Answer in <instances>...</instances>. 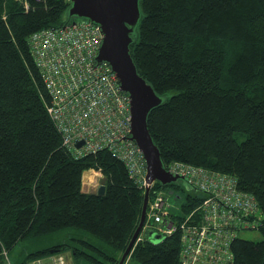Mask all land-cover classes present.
<instances>
[{"label":"trees","instance_id":"trees-1","mask_svg":"<svg viewBox=\"0 0 264 264\" xmlns=\"http://www.w3.org/2000/svg\"><path fill=\"white\" fill-rule=\"evenodd\" d=\"M69 5L0 0V264L6 255L31 264L60 253L74 264H119L141 221L145 188L123 160L109 149L75 156L48 112L29 38L69 23ZM140 6L131 54L139 74L167 95L148 119L161 158L238 178L261 207L263 238L236 239L234 264H264V0H141ZM90 168L106 176L104 194L83 190ZM158 188L181 189L184 214L202 199L180 183L159 182L151 197ZM142 232L125 264H180V231L158 241ZM46 235L57 239L21 248Z\"/></svg>","mask_w":264,"mask_h":264},{"label":"built area","instance_id":"built-area-1","mask_svg":"<svg viewBox=\"0 0 264 264\" xmlns=\"http://www.w3.org/2000/svg\"><path fill=\"white\" fill-rule=\"evenodd\" d=\"M103 39L100 24L77 18L38 30L29 42L50 97L48 112L62 133L63 145L77 157L109 149L123 160L136 184L145 188L144 154L131 138L130 96L111 66L96 61ZM166 169L186 178L202 199L191 212L175 214L170 194L163 188L155 190L148 201L145 227L164 234L181 232L180 264H234L239 233L261 225L255 196L242 190L238 178L229 173L183 161H172ZM93 171L103 176L102 171ZM99 185L100 181L95 187ZM48 259L50 264H72L64 253ZM36 263L45 264L43 259Z\"/></svg>","mask_w":264,"mask_h":264},{"label":"water","instance_id":"water-1","mask_svg":"<svg viewBox=\"0 0 264 264\" xmlns=\"http://www.w3.org/2000/svg\"><path fill=\"white\" fill-rule=\"evenodd\" d=\"M141 0H69L68 22L76 18H86L100 24L104 31L97 63L106 62L117 73L121 89L129 94L131 100L132 131L131 138L144 154L147 167V185L140 224L124 252L120 263L125 264L134 245L140 239L145 220L150 191L154 182L164 186L183 180L187 189L197 188L183 176L170 173L161 158V152L150 133L148 119L151 111L162 104L167 95L159 94L138 72L131 54V45L138 37V25L142 18ZM83 141L77 143L80 147ZM106 176L100 179L99 194L106 192ZM95 192V191H94ZM154 234V233H153ZM159 240L160 235H153Z\"/></svg>","mask_w":264,"mask_h":264},{"label":"rangeland","instance_id":"rangeland-1","mask_svg":"<svg viewBox=\"0 0 264 264\" xmlns=\"http://www.w3.org/2000/svg\"><path fill=\"white\" fill-rule=\"evenodd\" d=\"M69 1V0H68ZM77 19V18H76ZM73 20H75V19H73ZM67 24V23H66ZM55 123V122H54ZM56 125V124H55ZM57 126V125H56ZM165 167H166V165H165ZM92 171V170H94L93 168H90V169H87V170H85V173H86V171ZM98 170H100V171H102L101 169H98ZM85 173L83 172V174H82V188H83V186H84V183L86 182V180L87 179H85ZM103 173V172H102ZM104 176V175H103ZM178 183H180L182 186H184L185 184H184V182H183V180H178ZM159 189V188H158ZM158 189H155V190H158ZM165 191H167L168 192V194H170V203L172 202L173 203V207L171 208V211L172 212H174L175 214H182L183 213V211H182V209L179 207V205H178V200H179V197H181L182 195V190L181 189H175V190H170V188L169 189H166V188H163ZM152 190V189H151ZM151 192V191H150ZM151 195V194H150ZM150 198V197H149ZM162 225H164V223H162ZM149 229V228H148ZM148 229H146L145 228V230H143V232H142V236H148L149 238H151L152 240H154V241H158V239H156L153 235L155 234V233H158L159 235H160V238H159V240L161 239V238H163V236L165 235V234H167V233H162V232H160L159 230H158V228H155V229H153V233L154 234H152L151 233V230H148ZM148 230V231H147ZM141 236V237H142ZM239 237L240 238H242V239H247V240H261L262 238H263V234H262V232H261V230H259V229H246V230H242L240 233H239ZM54 239H57V237H55L54 235H46V236H44V237H42V238H40V239H28V240H26L25 242H23V245H22V247L21 248H23L24 250H34V249H36V248H39V247H42V246H45V245H47L48 243H50V242H52ZM20 248V250H23V249H21ZM19 250V251H20ZM25 251V252H26ZM24 252V253H25ZM23 253V254H24ZM128 259H129V257L126 259V261L125 262H127L128 261ZM16 259L14 258V256H9V258H6V261H5V263L4 264H14V261H15ZM71 261H72V259H71ZM45 263H49L50 261L49 260H45L44 261ZM31 264H37L36 262L34 263V262H32ZM72 264H74L73 263V261H72ZM131 264H142V263H140V262H138V261H135V260H132L131 261Z\"/></svg>","mask_w":264,"mask_h":264},{"label":"crops","instance_id":"crops-1","mask_svg":"<svg viewBox=\"0 0 264 264\" xmlns=\"http://www.w3.org/2000/svg\"><path fill=\"white\" fill-rule=\"evenodd\" d=\"M85 173V171H84ZM86 173H92V178H88L86 180V182L84 183V186H83V190L86 191V192H94L97 190V188L95 187L97 184H99V181L101 179V177L98 176V174L96 172H94L93 170L91 171H86ZM94 173V174H93ZM45 260H49L48 257L47 258H43V261ZM36 261H34L35 263ZM45 263V262H44ZM45 264H50L49 263H45Z\"/></svg>","mask_w":264,"mask_h":264},{"label":"bare ground","instance_id":"bare-ground-1","mask_svg":"<svg viewBox=\"0 0 264 264\" xmlns=\"http://www.w3.org/2000/svg\"><path fill=\"white\" fill-rule=\"evenodd\" d=\"M42 30V29H41ZM166 165V164H165ZM94 174V173H93ZM85 179L92 178V173H85ZM168 186V185H167Z\"/></svg>","mask_w":264,"mask_h":264}]
</instances>
